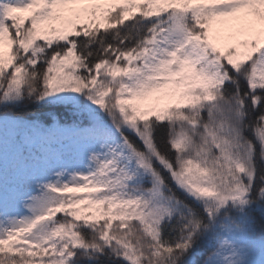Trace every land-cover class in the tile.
<instances>
[{
	"label": "snow or ice",
	"instance_id": "1",
	"mask_svg": "<svg viewBox=\"0 0 264 264\" xmlns=\"http://www.w3.org/2000/svg\"><path fill=\"white\" fill-rule=\"evenodd\" d=\"M0 264H264V0H0Z\"/></svg>",
	"mask_w": 264,
	"mask_h": 264
}]
</instances>
